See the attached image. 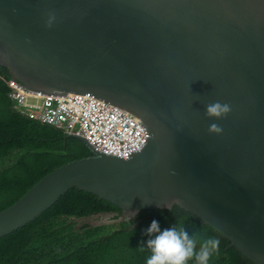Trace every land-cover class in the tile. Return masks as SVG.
I'll return each instance as SVG.
<instances>
[{"label": "water", "instance_id": "obj_1", "mask_svg": "<svg viewBox=\"0 0 264 264\" xmlns=\"http://www.w3.org/2000/svg\"><path fill=\"white\" fill-rule=\"evenodd\" d=\"M0 66L29 89L120 107L149 131L129 158L68 135L95 155L0 210V239L78 187L131 219L177 204L264 264V0H0ZM215 102L230 111L208 116Z\"/></svg>", "mask_w": 264, "mask_h": 264}, {"label": "trees", "instance_id": "obj_2", "mask_svg": "<svg viewBox=\"0 0 264 264\" xmlns=\"http://www.w3.org/2000/svg\"><path fill=\"white\" fill-rule=\"evenodd\" d=\"M9 71L0 66V210L19 200L44 175L72 160L95 155L84 141L20 114L9 99ZM111 213L116 222L91 226L92 215ZM186 231L196 248L208 238L220 241L209 264H254L195 213L172 208L143 209L128 218L120 206L78 187L62 195L40 217L0 239V264H145L147 228ZM144 247L141 252L138 248ZM189 264H194L190 261Z\"/></svg>", "mask_w": 264, "mask_h": 264}, {"label": "built area", "instance_id": "obj_3", "mask_svg": "<svg viewBox=\"0 0 264 264\" xmlns=\"http://www.w3.org/2000/svg\"><path fill=\"white\" fill-rule=\"evenodd\" d=\"M8 86L9 98L23 115L66 135L84 137L99 151L129 158L147 145L146 125L120 107L76 93L44 95L16 80Z\"/></svg>", "mask_w": 264, "mask_h": 264}, {"label": "clouds", "instance_id": "obj_4", "mask_svg": "<svg viewBox=\"0 0 264 264\" xmlns=\"http://www.w3.org/2000/svg\"><path fill=\"white\" fill-rule=\"evenodd\" d=\"M11 80H15L13 76L7 81V86L8 82ZM19 82L22 83L21 81ZM30 90L48 95L42 91ZM9 92H11V89H9ZM13 102L17 110L16 102ZM229 111L230 108L227 104H221L219 102L211 103L206 106L207 115L217 119L227 114ZM19 113L22 114L21 112ZM209 131L219 133L221 128L213 123L209 125ZM147 233L150 235L155 233L156 235L146 241V246L150 254L146 257L145 264H189L190 261H194V264H209L211 256L219 251L220 241L218 238L208 237L197 249L195 241L190 238L188 233L182 228L177 230L176 227H170L161 230L156 220L151 221L147 228ZM138 250L143 252L144 247H140Z\"/></svg>", "mask_w": 264, "mask_h": 264}, {"label": "rangeland", "instance_id": "obj_5", "mask_svg": "<svg viewBox=\"0 0 264 264\" xmlns=\"http://www.w3.org/2000/svg\"><path fill=\"white\" fill-rule=\"evenodd\" d=\"M82 222L91 226H98L114 223L116 222V220L114 219V215H112L111 213H101L92 215V217H90L89 219H85Z\"/></svg>", "mask_w": 264, "mask_h": 264}, {"label": "bare ground", "instance_id": "obj_6", "mask_svg": "<svg viewBox=\"0 0 264 264\" xmlns=\"http://www.w3.org/2000/svg\"><path fill=\"white\" fill-rule=\"evenodd\" d=\"M68 192V191H67Z\"/></svg>", "mask_w": 264, "mask_h": 264}]
</instances>
